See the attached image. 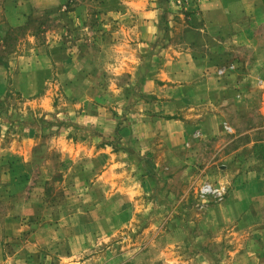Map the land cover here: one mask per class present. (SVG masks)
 I'll list each match as a JSON object with an SVG mask.
<instances>
[{
	"label": "rangeland",
	"instance_id": "374dc122",
	"mask_svg": "<svg viewBox=\"0 0 264 264\" xmlns=\"http://www.w3.org/2000/svg\"><path fill=\"white\" fill-rule=\"evenodd\" d=\"M225 1L231 31L197 30L188 0H156L142 18L158 9L159 30L206 58L227 161L198 131L174 143L140 122L142 81L165 39L139 52L128 0H59L7 32L0 64L52 75L36 76L33 96L8 88L0 100V264H227L212 231L219 202L199 190L223 185L226 198L264 180V0ZM234 84L235 100L210 90Z\"/></svg>",
	"mask_w": 264,
	"mask_h": 264
},
{
	"label": "crops",
	"instance_id": "0c3cea01",
	"mask_svg": "<svg viewBox=\"0 0 264 264\" xmlns=\"http://www.w3.org/2000/svg\"><path fill=\"white\" fill-rule=\"evenodd\" d=\"M155 1L128 0L127 2L132 12L141 15L138 19L139 52L151 50L152 44L158 41L162 34L164 35L157 25L156 17L160 14L158 9H154L157 16L151 13L148 17L142 18L149 7L157 5ZM192 2L188 0L189 10L198 9L201 12L199 20L202 22L197 30L203 32L204 28L209 32L214 30L217 33L221 32L222 28L234 30L236 25L232 21L230 11L225 7V0ZM58 5L59 0H0V41L3 42L9 30L24 26L33 13L55 9ZM217 33L215 34L218 35ZM172 38L171 35H164L163 44L156 47L155 54L151 55L150 69L152 70L148 73L150 76L147 75L142 81L146 96L140 101L138 110L142 118L140 122H157L165 129L163 132L165 137L170 138L174 143L189 139L192 130L198 131L203 139L213 142L214 158L221 156L220 160L227 161L228 155L232 152L228 151L230 148L227 149L228 143L221 145L218 140L224 134L220 127L223 121L222 116L208 108L220 102L213 97L211 100L208 98L209 84L207 86L202 78L206 76L205 78L210 79L207 77L208 69H206L208 62L205 61L206 58L196 60L191 47L185 48L182 46L184 44L174 43L175 40ZM203 39L206 38L203 36ZM54 64L58 66L56 62ZM42 69L45 70L10 73L4 64H0V100L6 96L8 88H15L24 93V96L27 91L28 95L33 96L35 93L30 92L33 90V82L36 85V76L44 75L43 72H50L47 69L52 68ZM42 81L45 83L44 79ZM221 86H212L210 90H218L215 91L216 93L221 90L228 91L232 95V100L239 97V93L235 91L238 89L236 84L232 87ZM151 95L156 97L149 98ZM200 104L203 108H194L199 107ZM182 108H188L189 112L195 110L196 114L176 118L175 115ZM189 120L192 123H188ZM153 127H155L154 123ZM153 129L156 132V129ZM229 129L234 133L231 128ZM142 136L146 135L142 134ZM236 137L239 138L240 135L235 136L233 140H236ZM250 155L252 156L251 150ZM240 186H243L242 191L229 192L222 202L211 208V217L214 222L212 225L215 227L212 231L218 235V242L225 245L222 248H228L229 256L224 257L227 264H264V180H248Z\"/></svg>",
	"mask_w": 264,
	"mask_h": 264
},
{
	"label": "built area",
	"instance_id": "2783aa9c",
	"mask_svg": "<svg viewBox=\"0 0 264 264\" xmlns=\"http://www.w3.org/2000/svg\"><path fill=\"white\" fill-rule=\"evenodd\" d=\"M228 69H232V67H228ZM227 68H222L218 70V76H223ZM226 187L223 185L213 186L211 184L205 183L199 190V197L201 199H213L216 202H222L226 195Z\"/></svg>",
	"mask_w": 264,
	"mask_h": 264
}]
</instances>
